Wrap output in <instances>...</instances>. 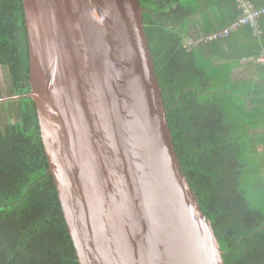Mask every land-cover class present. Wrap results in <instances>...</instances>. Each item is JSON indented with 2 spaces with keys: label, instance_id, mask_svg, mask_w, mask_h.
<instances>
[{
  "label": "water",
  "instance_id": "obj_1",
  "mask_svg": "<svg viewBox=\"0 0 264 264\" xmlns=\"http://www.w3.org/2000/svg\"><path fill=\"white\" fill-rule=\"evenodd\" d=\"M31 90L80 264H225L175 151L140 0H23Z\"/></svg>",
  "mask_w": 264,
  "mask_h": 264
},
{
  "label": "trees",
  "instance_id": "obj_2",
  "mask_svg": "<svg viewBox=\"0 0 264 264\" xmlns=\"http://www.w3.org/2000/svg\"><path fill=\"white\" fill-rule=\"evenodd\" d=\"M251 1L259 33L212 39L237 0H140L175 151L225 264H264V0ZM251 57L255 73H237ZM0 75L11 95L31 90L23 0H0ZM48 169L35 100L0 102V264H80Z\"/></svg>",
  "mask_w": 264,
  "mask_h": 264
},
{
  "label": "built area",
  "instance_id": "obj_3",
  "mask_svg": "<svg viewBox=\"0 0 264 264\" xmlns=\"http://www.w3.org/2000/svg\"><path fill=\"white\" fill-rule=\"evenodd\" d=\"M239 6L243 9V14L219 33H215L211 38L219 36H227L229 32L238 29L242 25L250 24L255 29V33H259V18L263 10L255 8L251 0H237ZM258 62L264 64V54L257 58Z\"/></svg>",
  "mask_w": 264,
  "mask_h": 264
},
{
  "label": "crops",
  "instance_id": "obj_4",
  "mask_svg": "<svg viewBox=\"0 0 264 264\" xmlns=\"http://www.w3.org/2000/svg\"><path fill=\"white\" fill-rule=\"evenodd\" d=\"M252 60H254L253 57L243 60L242 65H241L240 69L237 71V73L240 72V73H243V74H246V75H250V71H251V75H252L253 71H255L253 65H251ZM256 62H257V60H256Z\"/></svg>",
  "mask_w": 264,
  "mask_h": 264
},
{
  "label": "rangeland",
  "instance_id": "obj_5",
  "mask_svg": "<svg viewBox=\"0 0 264 264\" xmlns=\"http://www.w3.org/2000/svg\"><path fill=\"white\" fill-rule=\"evenodd\" d=\"M10 90V83L8 79H5L2 75H0V93L3 96H9L11 95L9 93ZM13 95V94H12ZM12 101L15 99H11Z\"/></svg>",
  "mask_w": 264,
  "mask_h": 264
},
{
  "label": "clouds",
  "instance_id": "obj_6",
  "mask_svg": "<svg viewBox=\"0 0 264 264\" xmlns=\"http://www.w3.org/2000/svg\"><path fill=\"white\" fill-rule=\"evenodd\" d=\"M264 54V53H263ZM258 58V57H257ZM257 58H256V60H257Z\"/></svg>",
  "mask_w": 264,
  "mask_h": 264
}]
</instances>
